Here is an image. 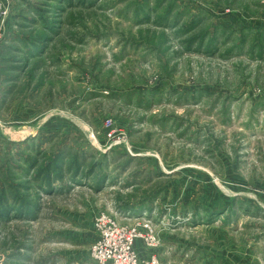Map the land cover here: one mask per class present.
I'll use <instances>...</instances> for the list:
<instances>
[{
  "label": "rangeland",
  "instance_id": "1",
  "mask_svg": "<svg viewBox=\"0 0 264 264\" xmlns=\"http://www.w3.org/2000/svg\"><path fill=\"white\" fill-rule=\"evenodd\" d=\"M2 1L0 264H264V0Z\"/></svg>",
  "mask_w": 264,
  "mask_h": 264
},
{
  "label": "built area",
  "instance_id": "2",
  "mask_svg": "<svg viewBox=\"0 0 264 264\" xmlns=\"http://www.w3.org/2000/svg\"><path fill=\"white\" fill-rule=\"evenodd\" d=\"M0 13L4 18L8 15L2 0H0ZM111 123V120H107L105 124L111 126ZM109 223L106 228L102 227V222L99 224L102 234L92 250L94 259L100 264H147L139 260L133 247V237L140 236V232L124 228L112 220H109ZM151 235L147 240L154 243L156 238Z\"/></svg>",
  "mask_w": 264,
  "mask_h": 264
},
{
  "label": "crops",
  "instance_id": "3",
  "mask_svg": "<svg viewBox=\"0 0 264 264\" xmlns=\"http://www.w3.org/2000/svg\"><path fill=\"white\" fill-rule=\"evenodd\" d=\"M12 31L13 30H9L8 29V25L6 26V28L3 30L0 31V33L2 32V38H5V40L7 41L6 44H2L4 42V40L1 41L0 43V47H1V51L3 53V56L4 54H9L8 52H12L13 50L16 51V52H21L22 50H20V47L19 46H13L11 45L12 41L16 42V41H19L21 40L20 39V36L18 35H14V38L11 37V34H12ZM1 38V39H2ZM8 43V44H7ZM4 45V46H3ZM24 52V51H22ZM26 53V51H25ZM32 53V52H30ZM33 54V53H32ZM33 56H35V54H33ZM33 58V57H32ZM27 59V58H25ZM10 60V56H4V61H8ZM11 61H12V65L8 64L7 66H5V64L3 65V69L5 70V73L7 74L4 78L5 82L9 84V86L6 87V89H11L12 85L11 83L15 84L16 83V79H19L20 80V71L22 70V67L20 66L21 65V59H15V58H11ZM16 62V63H15ZM19 62V64H18ZM18 65V66H17ZM26 69V68H25ZM22 72V71H21ZM13 75H16V76H13ZM16 77H19V78H16ZM16 78V79H15Z\"/></svg>",
  "mask_w": 264,
  "mask_h": 264
},
{
  "label": "bare ground",
  "instance_id": "4",
  "mask_svg": "<svg viewBox=\"0 0 264 264\" xmlns=\"http://www.w3.org/2000/svg\"><path fill=\"white\" fill-rule=\"evenodd\" d=\"M144 214H147V213H144Z\"/></svg>",
  "mask_w": 264,
  "mask_h": 264
},
{
  "label": "trees",
  "instance_id": "5",
  "mask_svg": "<svg viewBox=\"0 0 264 264\" xmlns=\"http://www.w3.org/2000/svg\"><path fill=\"white\" fill-rule=\"evenodd\" d=\"M43 43H45V42H43Z\"/></svg>",
  "mask_w": 264,
  "mask_h": 264
}]
</instances>
